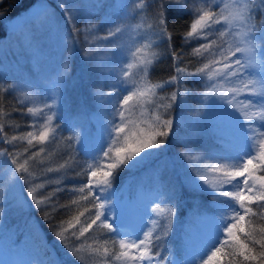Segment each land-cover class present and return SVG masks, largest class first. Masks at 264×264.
<instances>
[{
    "label": "snow or ice",
    "instance_id": "obj_1",
    "mask_svg": "<svg viewBox=\"0 0 264 264\" xmlns=\"http://www.w3.org/2000/svg\"><path fill=\"white\" fill-rule=\"evenodd\" d=\"M106 6L125 11L123 16L117 12L115 19L106 14L107 30L104 34H100L101 24L93 23L92 17L82 19L77 3L59 0L56 5L59 12L56 9L49 11L50 6L41 4L42 10L30 18L26 32L18 39L22 54L31 58L43 51V41L55 27L58 38L63 40V51L71 54L76 47H82L85 65L93 63L96 59L93 53L100 47L111 45L112 55H117L121 51L120 42L130 28L139 40L145 41L133 53V56L144 53L142 59L136 57L139 60L137 72L122 73L123 83L127 85L131 79L135 87L129 89L125 86L124 91L128 94L122 99L114 92L106 94L109 97L115 95L116 99L114 103L105 101L112 104L111 119L104 122L100 146L94 151H81L80 146L86 137L94 139L95 136L83 123H76L70 129L73 135L63 137L67 149L61 157L63 163L52 167L51 153H46V145L55 142L61 134L57 118L64 105V85L71 74V55L62 56L63 66L58 70L53 86L55 94L39 98L32 106L24 105L26 114L33 117L29 122L32 131L26 135L8 136L0 120V133H4L0 143L10 146L0 155H7L15 166L14 170L8 169L12 172L9 190H14L21 181L28 186V197L37 209L44 212V219L58 241V246L52 245L53 251L59 253L62 250L55 259L44 251L36 264H81L85 252L100 257V264H111L110 256L120 264H185L186 257L187 264H264V226H254L253 219L257 216L264 218V58L260 62L262 70L258 79L251 71L256 52L253 41L264 43V0H151V3L149 0H132L131 5L126 0H112L108 5L103 0H95L93 5L97 9ZM174 11L191 16L190 30L185 33L183 43L192 45L194 41H203L192 48L191 55L202 65L194 72L179 66L184 53L171 44L169 20ZM137 18L134 27L126 22ZM154 38L167 39L177 73L160 84H149L146 79L155 57L151 49L158 46ZM224 43L229 44L228 49L223 47ZM10 54V49L0 50V66ZM12 58L17 67L22 68L19 60L13 55ZM127 67L132 69L133 64ZM136 75L140 76L139 83L133 79ZM182 76L198 78L193 82L206 89L200 95L212 98L207 99V105L214 101L223 110L239 147L230 146L218 133L209 134L207 128H198L210 137V142L199 154H194L196 150L190 141L183 145L185 151L175 158L187 160L186 164L182 163L183 172L175 167L169 172L167 164L163 169L153 170L165 206L156 203L151 212L160 219L149 215L151 227L145 225L138 233H123L117 241L113 236L120 228L117 217L112 219V214L116 215V205L111 202V194L116 190L114 183L121 173L138 170L147 161L165 154L170 134L176 126L174 118L167 114L173 106L179 109L183 102L179 92L185 83ZM173 84L176 91L170 96L156 95L157 88ZM81 87L85 94L90 92L87 80L81 83ZM18 90L6 79L0 83V118L8 115L4 110L5 94L11 95ZM18 102L23 104V101ZM147 105H155L156 110L162 108L163 111H155L148 118ZM136 111L145 117L139 123L134 118ZM23 140L27 141V147L21 146ZM73 153L83 156L88 162L86 168L79 165ZM77 168L81 170L76 175L86 174L87 182L72 188L75 197L61 204L57 194L68 190L63 178ZM37 170L44 175H36ZM201 194L205 199L212 197L211 205L215 209L212 213L214 233L210 241L202 250L191 252L183 238L177 242L171 257L166 255L169 233L175 232L173 218L175 221L181 219L187 200L193 201L195 214L204 218L205 213L195 199ZM5 209L6 204L0 205V216L4 215ZM73 209L74 213L65 219L66 213ZM96 230H101L103 239L87 235ZM28 234L31 237L33 229L30 228ZM90 238L92 243H88ZM117 243L119 251L110 250L109 245L114 249Z\"/></svg>",
    "mask_w": 264,
    "mask_h": 264
},
{
    "label": "rangeland",
    "instance_id": "obj_2",
    "mask_svg": "<svg viewBox=\"0 0 264 264\" xmlns=\"http://www.w3.org/2000/svg\"><path fill=\"white\" fill-rule=\"evenodd\" d=\"M58 2L59 0H36L30 7L17 16H3L2 22L5 35L0 41V50L7 51L10 49L12 54L9 55V59L5 62V64L0 66V72H3V76H0V83L6 79L8 83L16 85L19 90L13 92L12 95L17 99V101H23V104L20 103L21 105L24 106L26 104L32 106L39 98L48 94H55L53 86L57 79L56 74L63 66L64 61L62 56L67 58L71 55V60L74 55L81 57V62L78 64L74 65L71 61V74L68 76L64 85V105L58 113V118L65 120L68 125H71V127L73 124L83 123L84 126L94 134V139L86 137L84 143L82 144L84 151L91 152L100 146V137L104 122L107 119H111L110 113L112 110V104L105 103V101L111 100L114 103L116 96L114 95L109 97L106 94L114 92L122 99L123 95L128 94L124 91L125 86L129 89H133L135 87L131 79L128 80L127 85L123 83L124 77L122 76V73L137 72L139 60L136 57L138 56L142 59L144 53H136V56H133V53H135L136 49L144 44L145 41L139 40V37L136 33L132 32L130 28L128 33H126L120 42L121 51L117 55H112L113 47L111 45L107 48L100 47L93 53L96 57L93 63L85 65L83 61L84 51L82 47H76L71 54L63 51V40L58 38L55 27H53L51 35L43 41L44 49L42 52L31 58H29L27 54H22V50L18 47V39L26 32V25L28 24L30 18L42 10L41 4L50 6L49 11H52L53 9H56ZM71 2H75L80 6L79 11L82 19L92 17L93 23L101 24L100 34H104L107 30V25L104 22L106 14H111L115 19L117 18V12H119L120 16H123L125 11L114 10L107 6L103 9H97L93 7L95 0H71ZM103 2L105 5H108L112 2V0H103ZM126 2L131 5L132 0H126ZM216 2H218V0H216ZM221 7H223V5H221ZM56 11L59 12V9H56ZM217 11H219V8H217ZM138 20L139 18L135 20L129 19L126 22L134 27L138 23ZM225 39L231 40V37H226ZM156 41H158L157 38H154V42ZM202 42L203 41H194L192 45H186L190 56L197 62V68L202 65L197 57L191 55V52L193 47ZM253 43L255 44L256 52L251 71L257 74L255 78L258 79L262 70L260 62L261 59L264 58V43H261L259 40H254ZM223 47L228 49L229 44L224 43ZM152 52L154 53V51ZM12 55L19 60L22 68L17 67L16 61L12 58ZM154 60L155 57L153 58V62ZM128 64H133V68L128 69ZM74 67L75 73L76 71H80L79 77H76V74L72 72ZM133 79H135L137 83L140 82L139 75H136ZM84 80H87L90 87V92L88 94H85L83 88L81 87V83ZM199 85L202 94L206 91V89L201 84ZM200 97H202L205 102V107L202 111L206 116L205 119L209 120L206 124L208 133H218L224 137L225 141L229 143L230 146L239 147L235 134L224 117L223 110L214 101H210L207 105V99H212L211 97L207 99L203 95H200ZM146 109V117L148 118H150L156 110L155 105H147ZM85 112H87V115ZM27 115L30 122L33 117L29 114ZM134 118H136L137 123H139L140 119H145V117H141L139 111L134 113ZM212 118L219 122L218 126L217 124L212 123ZM198 128L203 129L205 128V125H194V127L188 129L187 136H185L187 139L186 143L190 141L191 146L196 150L194 154H199L203 149L207 148L210 142V137L200 132ZM32 130L33 129L29 126L28 131ZM78 131L79 130L77 129V132ZM21 142L27 143L26 140ZM37 147H40V145ZM256 149L258 150V145H256ZM46 151L53 153L54 155L59 154L58 158H55L57 161L54 162L51 160V156L49 157L51 166L56 167L58 163H63V159H61V157H63V153L66 151V145H64L63 142L51 143L46 145ZM182 163L186 164L187 160L183 158L181 160L175 159L176 168L180 172H183ZM164 166L165 165H157L154 169H163ZM37 171L35 172L36 175H44V173L40 175ZM69 173L73 172L70 171ZM68 176L69 175L63 179H68ZM152 179L156 180L154 175ZM10 180L11 178H7L5 182L7 183ZM10 183L8 184L7 189L2 187V190H0V197L2 194V202L0 201V205H3V202L5 203V201L8 202V205L6 204L8 207L6 206L4 215L0 216V264H36L38 260L42 259L44 249L47 248V246L43 243L42 239L40 240L37 238L35 228L29 226L26 228L28 231L24 229L26 232L24 231L21 235L22 239L19 243L15 240V236L13 237L9 234L8 227L11 225V219L10 217L5 218V215L7 212L14 211L15 208L13 207L16 204L15 201H13V198L10 197V195H12L15 191L9 190ZM194 186L198 187V185ZM120 191L121 190L117 189L111 194V202L116 205V215L113 213L112 219L115 220L117 217V226L126 227L128 229L126 232L120 230L117 232L119 239L122 238L123 233L140 232V230L144 227V221L147 218V215L143 214L142 209H140V203L134 198H131L130 200L124 197L118 198L119 196H123ZM207 197L206 204H204L201 209L205 210L204 208H207L208 211L205 213L203 219L198 217L194 220V226L189 230V236L185 240L189 245V250L191 252L202 250L204 245L210 241L214 233L212 213L215 209L211 205L212 197ZM13 216L14 215L12 214L11 217ZM30 228L33 229V235L31 237L28 234ZM94 257H97V259ZM95 261H98V256L89 255L85 252L83 254L81 264H94Z\"/></svg>",
    "mask_w": 264,
    "mask_h": 264
},
{
    "label": "trees",
    "instance_id": "obj_3",
    "mask_svg": "<svg viewBox=\"0 0 264 264\" xmlns=\"http://www.w3.org/2000/svg\"><path fill=\"white\" fill-rule=\"evenodd\" d=\"M35 1L36 0H0V13H2V15H0V41L4 38L5 35L2 22L3 16H17L21 12L25 11L28 7H30ZM149 3H151V0H149ZM190 23L191 17L189 14L174 11L172 17L169 20V29L172 35V47L176 48L177 51H182L184 53L182 59L178 62L179 66L181 68H184L188 72H194L197 69V62L190 56L186 45L183 43V37L189 30ZM157 40L158 41H156L155 44L158 46L152 48V51H154L155 53V60L149 67L148 76L146 78L149 84H160L163 81L170 79L173 75H177L171 56V48H169L167 39H165L164 41H160V39L157 38ZM71 61L74 65L78 64L79 62H81V57H78V55H74ZM72 72L75 73V67L73 68ZM75 74L76 77H79L80 71H76ZM182 79L185 80V83L179 88V92L183 102L181 103L179 109L173 106V108L169 110L167 114L169 118H174L176 126L174 127L173 132L170 134L171 140L165 150V154L161 155L158 159L148 161L142 168L138 170L134 169L130 173H121L114 183L115 189L121 190L120 193L123 195L119 196L118 198L124 197L128 200L134 198L137 202L140 203V209H142L143 214L147 215V218L144 221V226L148 225L149 227H151L150 221L148 220L149 215L153 216V218L155 219H160L156 214L151 212V208L155 207L156 203H161L162 207L165 206L162 203L163 197H160L162 195L161 187L157 180L152 179L153 169L157 165L165 164L168 165L169 172L171 171V168H176L175 156L185 151L183 145L187 142L185 136H187L188 129L194 127V125L199 126L200 124L201 126L205 125L206 128V124L209 121L208 119H205L206 116L202 111L205 107V102L202 97H200L201 88L199 83H194L193 80L195 78L190 76H182ZM173 91H176L175 84L165 88H157L156 95L158 97H168ZM5 95L7 99L6 103L4 104V110L6 113H8V115L0 118V120H2V122L4 123V133H7L8 136H20L22 134L25 135L29 130V119L28 115L26 114L25 107L21 105L12 94ZM162 102L166 103V100ZM14 109L18 110L14 111ZM19 109H23V111H20ZM155 111H163V109L161 108ZM85 114L87 115V112H85ZM201 115H203L202 118L197 121V119H199ZM57 119L61 134L57 136L56 141L53 143L63 142L64 145H66V141L63 139V137L73 135L72 131L70 130L72 127L71 125H68L65 120H61L59 118ZM212 123L217 124V126L219 125V122L214 118H212ZM4 133H0V140L3 139ZM21 146L27 147V143L21 142ZM74 146L78 145L74 144ZM9 147V145L0 143V152H3L4 149ZM80 147L82 152H87L84 151L82 145ZM46 153L50 152L46 151ZM41 155H45V153ZM58 155L59 154L54 155L53 153H51V160L53 162L57 161L55 158H58ZM73 155L77 156V162L79 163V165L83 166L84 168L87 167L88 162L85 161L83 156L77 155L76 153H73ZM9 168L14 170L15 166L11 164V160L7 155H0V176L3 177V179L0 180V190H2V187L7 189L8 184L11 182V180L7 183L5 182L7 178H11L12 176V172L8 171ZM80 170V168H77L75 172L68 174L72 177L68 176V179L64 180L68 190L61 191L57 194V198L61 204H66L75 197L76 193L71 191L72 188L79 187L81 183L87 182L86 174L81 175L80 177L76 175V172H79ZM37 172L40 175L42 174L39 171ZM14 190V193L10 195V197L13 198V201H15L16 203L13 207L15 209L12 212H7V214L5 215V218L10 217L11 219V225L8 227L10 236H15V240H17V238L19 237L21 240V235L25 231L24 229L28 228L29 226L35 228L37 232V238L40 240L42 239L43 243L47 246L44 251H48L50 253V258L55 259L58 254H62V250H60L58 253L57 251H53L52 249L53 244H56L58 246V241H56L49 223L44 219V212L34 206L31 198L28 197V186L25 185L22 181ZM48 190L50 191V189ZM207 198L205 199V196L201 194L195 199L199 202L200 205H202L201 207H203V205L206 204ZM1 200L2 194L0 197V201ZM25 201H27V203H25ZM3 204L8 205V202L5 201V203L3 202ZM192 204L193 201L191 199L187 200L184 205V215L181 217V219H177V221H175V219L173 218V227L175 229V232L169 233V237L166 242L167 249L165 250V254L170 255V257L171 254L175 252L177 242L183 238L185 240L187 239V237L189 236V230L194 226V220L198 218V216L195 214V210L192 207ZM29 205L32 206L29 207ZM204 209L205 210L201 209V211L206 213L208 209ZM73 213L74 209L68 211L64 218H68ZM12 214L14 215L13 217H11ZM253 219L255 220L254 226H264V218L257 216ZM57 222H59V217L57 218ZM118 228H120V231H128L126 227L118 226ZM26 231H28V229H26ZM100 231L101 230H96L95 232L89 233L87 235H89L90 237L95 236L97 238L103 239V237L100 236ZM113 239L117 241L119 240L117 233L115 234V236H113ZM46 240L47 243H45ZM88 243H92L91 238L88 240ZM109 248L110 250L118 252L119 244L117 243L114 249L112 245H109ZM94 258L97 259V257ZM108 259L110 260L111 264H120L119 261L111 258V256ZM100 261L101 258L98 257V261H95L94 264H100ZM185 264H187V257L185 260Z\"/></svg>",
    "mask_w": 264,
    "mask_h": 264
}]
</instances>
